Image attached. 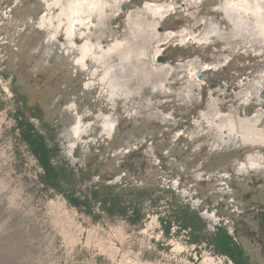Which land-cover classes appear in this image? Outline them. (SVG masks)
<instances>
[{
	"label": "rangeland",
	"instance_id": "rangeland-1",
	"mask_svg": "<svg viewBox=\"0 0 264 264\" xmlns=\"http://www.w3.org/2000/svg\"><path fill=\"white\" fill-rule=\"evenodd\" d=\"M20 95L72 164L132 163L264 264V0H0V264H233L45 190Z\"/></svg>",
	"mask_w": 264,
	"mask_h": 264
},
{
	"label": "trees",
	"instance_id": "trees-1",
	"mask_svg": "<svg viewBox=\"0 0 264 264\" xmlns=\"http://www.w3.org/2000/svg\"><path fill=\"white\" fill-rule=\"evenodd\" d=\"M20 97L22 104L12 117L19 141L39 168L37 181L45 190L62 196L70 206L93 220L105 215L142 227L151 216H156L163 237L182 234L189 245L202 246L233 264H250L236 240L237 231L231 235L222 224L209 231L206 221L188 202L177 194L171 198L165 195L171 191L169 187L149 185L134 176L132 163L121 162L117 171L122 170L123 174L114 182L119 173L100 172L89 161L72 164L61 154L52 128L42 121L38 109L27 105L23 95ZM30 118H37L41 125L37 126ZM97 145L98 149L102 146Z\"/></svg>",
	"mask_w": 264,
	"mask_h": 264
},
{
	"label": "bare ground",
	"instance_id": "bare-ground-1",
	"mask_svg": "<svg viewBox=\"0 0 264 264\" xmlns=\"http://www.w3.org/2000/svg\"><path fill=\"white\" fill-rule=\"evenodd\" d=\"M151 14L152 15H157L159 14L158 7L154 6L153 8H150ZM76 130V127L74 128Z\"/></svg>",
	"mask_w": 264,
	"mask_h": 264
},
{
	"label": "water",
	"instance_id": "water-1",
	"mask_svg": "<svg viewBox=\"0 0 264 264\" xmlns=\"http://www.w3.org/2000/svg\"><path fill=\"white\" fill-rule=\"evenodd\" d=\"M198 77H199V78H202V75H201V74H198Z\"/></svg>",
	"mask_w": 264,
	"mask_h": 264
}]
</instances>
